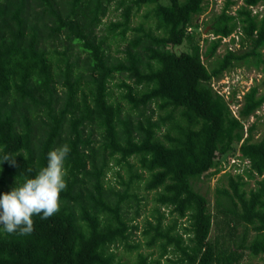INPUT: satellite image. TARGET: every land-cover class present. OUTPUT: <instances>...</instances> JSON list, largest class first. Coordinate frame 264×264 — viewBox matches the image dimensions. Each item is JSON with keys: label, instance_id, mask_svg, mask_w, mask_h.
<instances>
[{"label": "trees", "instance_id": "obj_1", "mask_svg": "<svg viewBox=\"0 0 264 264\" xmlns=\"http://www.w3.org/2000/svg\"><path fill=\"white\" fill-rule=\"evenodd\" d=\"M241 1L230 14L236 2L225 0L209 22L218 37L209 39L194 32L205 0H0V159H15L0 161V194L47 166L50 150L70 147L59 212L33 216L27 235L0 225V264H126L115 249L138 228L126 214L139 183L156 192L155 224L146 220L141 233L160 253L137 251L132 264H163L169 251L174 264L264 254V138L254 139L256 120L249 122L264 106V88L251 85L238 100L237 86L226 99L212 85L250 60L264 69V14L252 11L264 0ZM110 11L118 13L105 22ZM237 27L239 47L229 49L221 38ZM200 40L208 41L204 52ZM111 42L122 43L118 56ZM184 42L188 49L176 53ZM238 102L236 117L230 105ZM225 162L242 170L224 171ZM222 175L227 185L214 187L211 211L192 181ZM214 222L235 238L211 239Z\"/></svg>", "mask_w": 264, "mask_h": 264}, {"label": "rangeland", "instance_id": "obj_2", "mask_svg": "<svg viewBox=\"0 0 264 264\" xmlns=\"http://www.w3.org/2000/svg\"><path fill=\"white\" fill-rule=\"evenodd\" d=\"M162 2H165L166 0H161ZM236 3L234 5H231L228 8V12L230 14H235V9L238 8V6L242 5V1L241 0H234ZM225 3V0H205L204 2V10L202 11V13L198 14L195 16V22L198 23V26L194 32L197 33V35H199L198 33H200V38H207L205 37L204 34H208L209 33V22L211 21L212 17L219 13L221 8L223 7ZM111 10H113V7H111ZM143 10L144 8L141 9V11L137 14V16L133 17V24H137L140 20H142L141 14H143ZM252 11L255 13H263L264 14V5L262 4H257L256 6L252 7ZM252 12V13H253ZM116 13H118V11H113L104 18L105 22H108L110 19H114V17H116ZM260 16V15H258ZM240 27L236 28V33L239 36V38L241 37L240 34ZM205 41V40H204ZM206 42H203L202 40H200V47H201V52H204L205 47L208 45ZM188 43L184 42L181 45H177V46H173V50L176 53H180L182 51H185L188 49ZM233 46V45H232ZM122 43H114L111 42L110 46H109V52L111 54H113L114 56H118L117 50L122 49ZM62 47H59L58 49H61ZM263 57H264V47L261 49ZM224 52V47L222 45H220L219 50L217 51V54H222ZM203 60L204 63L207 65V67H210V64L212 63L213 59L211 60H207L204 57L203 54ZM253 61L255 60H250L249 62H247V64L242 63L241 66H243L242 68H237L233 71L232 76L229 75L228 78H224L221 82L223 84H225L226 86H223L222 91L225 92V94H228V90L230 91V89L232 88V86H237L239 89V97L243 95V93L249 89V87L251 85L257 84L260 87V91L264 88V69H262V64L259 63V66L254 65ZM118 79H115V81H117ZM128 82H130L128 80ZM112 88L114 91V96H118L119 95V88L115 87L112 84ZM229 99V97H228ZM242 104V102H238L236 105H232V108L235 109L239 108L240 105ZM257 116H254V118H250L249 122H251V120H256V128L254 129V139L259 140L261 138H264V106L257 112ZM228 160V157L227 159ZM231 163L233 162V160L230 161ZM226 163V162H225ZM223 163V170L226 171L228 170L229 172L234 173L235 171L238 170H242V168H236L232 167L230 164L228 165L227 163L225 164ZM122 174H125V172L123 170H121ZM107 178L109 180V182L111 183V185L116 184V179L117 176L113 173V171H109L107 174ZM126 179V175H123ZM220 182H222V184L225 186L226 184V180L223 178V175L221 176L220 179H218V177L214 176L211 178H201V179H197V180H193L192 184L194 189H196L197 191L201 192L202 194H204L208 200V206L209 209L212 211L213 209V202L215 199V193H214V187L219 184ZM254 180L251 179L249 181V185L253 186ZM116 189L121 190L122 187L120 185H116ZM133 193L135 194L136 198L132 200V204L133 206L128 209V213L126 214V216L128 218H133L132 223L133 224H137L138 228L132 231L131 236L129 237L128 241H127V246L125 244H121L119 245L116 249L115 252L117 254V257L123 261L126 262V264H132L133 261L136 258V253L137 251L139 252H143L144 254H148L150 255V257H154L156 258L159 255V251L160 249L158 248V246L155 247H151L148 248L146 246V240H147V236H144L141 231L144 228V226L146 225V220L151 221L153 224H155L156 221V217H157V212L155 211V208L157 206V204L154 201V197L156 192L155 191H147L143 189V184L139 183L134 189H133ZM160 210L162 212L166 211L163 208H160ZM136 212H138V215H136ZM166 217L163 220V223H167V222H171L172 219H170V217L165 213ZM182 222H184L186 224V220L182 219ZM215 224H220L219 222H214ZM213 225L210 231V238L214 239V235L216 233L219 234V238L220 240L224 238V241L227 243H229V239H233L235 238L236 235H230L227 231L228 229L224 226V224L221 226V229H218L216 227V225ZM243 226L239 225L236 230H235V234L240 235L243 232ZM249 229V233H248V239H251L253 236V232L251 230L250 227H248ZM186 238V237H185ZM137 245L138 249L135 250L133 247ZM171 258L172 260H176L177 258V254H173L170 253V251L168 252V254L163 257L161 260L163 262V264H174L171 261L168 262L167 259ZM238 264H264V254H260L257 257H253L250 256L248 254L247 251H244L242 258L240 259Z\"/></svg>", "mask_w": 264, "mask_h": 264}, {"label": "clouds", "instance_id": "obj_3", "mask_svg": "<svg viewBox=\"0 0 264 264\" xmlns=\"http://www.w3.org/2000/svg\"><path fill=\"white\" fill-rule=\"evenodd\" d=\"M69 152L67 144L50 150L47 166L40 168L32 178L25 176L23 183L15 181L10 191L0 194V225L4 231L31 234L33 216L48 219L59 212L60 193L66 189L64 163ZM0 161L15 165V159L7 154Z\"/></svg>", "mask_w": 264, "mask_h": 264}, {"label": "built area", "instance_id": "obj_4", "mask_svg": "<svg viewBox=\"0 0 264 264\" xmlns=\"http://www.w3.org/2000/svg\"><path fill=\"white\" fill-rule=\"evenodd\" d=\"M254 13H255V12H254ZM199 27H200V26H199ZM240 34H241V33H240ZM204 35H205V37H208L209 39H214V38L218 37V36H214L212 33H208V34H204ZM239 42H240V38H239V36L237 35L236 31H234L233 33H231L229 36H226V37H222V38H221V43L227 45L229 49H233V50H235V49H237V48L239 47V44H240ZM232 45H233V46H232ZM228 77H229V76H225L224 78H228ZM224 78H221V79H219L218 81H212V85H213V87H214L219 93L223 94L224 97H225L226 99H228L229 94H230V91L228 90V94H225V92L222 91L223 86H226L225 84H223V83L221 82ZM236 98H237L238 100H241V96L239 97V94H238V93L236 94ZM232 105H234V104H232ZM232 105H230V107H231V109H232V113L234 114V116L237 117V114H238L237 109H238V108H236V111H235V109L232 108ZM251 119H252V118H251Z\"/></svg>", "mask_w": 264, "mask_h": 264}]
</instances>
